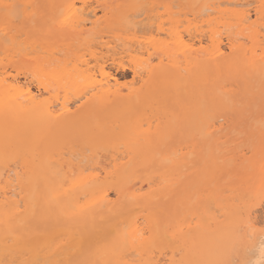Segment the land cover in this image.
Masks as SVG:
<instances>
[{"label":"rangeland","instance_id":"374dc122","mask_svg":"<svg viewBox=\"0 0 264 264\" xmlns=\"http://www.w3.org/2000/svg\"><path fill=\"white\" fill-rule=\"evenodd\" d=\"M90 1V8H95L98 6L100 7L97 9L95 8L97 11L95 19H93L94 17H91L93 20H99L98 23H96V27L93 24L87 26V28L89 27V31L86 30L87 34H85V37L89 36L91 33L92 34L87 37L86 40H83V36L80 37L74 35V27L67 25H64V36H62L58 29H56V26L58 27V22L57 24L54 22L55 18L59 20L61 16L65 14L68 5L76 3L77 6L80 7L82 5L80 0H30V5H33L34 7L30 10H27L29 13L27 12L28 14H26V16H28L29 19L25 29V38L23 40H16V42L14 40L13 42L16 44L15 46H12V44H14L13 42L11 45H6L7 47L12 46V48L14 47V49H18L14 52L16 53L19 51L17 52L18 57H15L17 54L12 55L14 54L13 50L12 52H8V48L5 47V41L3 39L0 40V53L3 55L2 56L0 54V57H2L0 69L7 70L8 72L12 71L11 73L14 74L19 72V76L21 78H23V74H25L27 71L29 74L34 73L32 67V64H34V58L36 56H44V54L48 56L47 53H44L45 49L39 45V42H45L46 40L50 39V41L52 40L53 42H56V48L54 50V54L56 52V55H54V58L56 57L55 59L59 58L64 60V63L67 64L70 62L68 67H73V63H75L78 58H82L83 56H85L87 59L90 58V54L95 51L96 57L99 55L102 56V58L98 56V59L91 61V65L94 67L105 65V69L114 74L121 86L124 88L125 92H128L129 87H140L143 83L138 82V84H136L134 82V66L140 62L141 57H144V59L149 58L147 57L148 54H146L147 45L144 43H136L134 40L139 39L144 42L147 38L149 39V37H152L157 40H166L167 42H170L171 40L166 32L162 33L159 29L161 26L160 23L164 22L165 24L163 23V27L166 28L167 32H169V28L173 26L172 19H175L178 21L177 24L180 27L179 29L183 31L190 26V22L185 21L193 22L195 14H200L201 8H203L204 5L207 3L222 2L224 0ZM257 3L258 0H255V2L248 7H235L234 5L222 3L223 5L220 4L219 8L228 10L235 8L253 9V7L255 8L254 5ZM259 4L260 2L258 5H256V7L259 6ZM102 7L104 9H102ZM107 7L109 9L111 8V10L107 9ZM2 9L3 8H0V27H3L5 20ZM138 12L140 15H137ZM32 13L35 14L34 18H31ZM219 15L220 13L207 12V14L199 16V20L207 19V17L212 18L213 20L211 21L210 25L207 23L203 24V27L202 29L200 27V30L207 31L211 29L212 26H215L214 24L216 23V18ZM251 15V21H256L257 15L254 14V11L251 12ZM129 21H131V23L136 21L139 25L136 22V25H134L135 23L131 24ZM251 21L249 23H251ZM199 24L201 23H197V25ZM194 25L195 23L191 24V27H194ZM229 28L230 29L228 33L232 32L231 35L233 39H237L236 41L238 43L245 41L246 43L244 42L245 44H242H244L246 47H251L255 42L251 37V30L249 31L248 28L240 30V26L237 25ZM193 29L191 32H195ZM245 30H248V32ZM206 34L205 35L208 36L209 32L207 31ZM225 35L226 34L224 33L223 36ZM233 35L238 37H234ZM98 36L100 37L97 38ZM187 36L188 33L185 36V39L189 40L190 37ZM206 36H204V38ZM26 40L30 42L37 40L38 42L35 44L38 47L35 44L27 42ZM206 42L208 41L205 39V42L202 44L205 48L209 47L210 44L209 42L206 44ZM26 43H28L27 45L30 47H27ZM105 43H109L108 46L115 45V48L113 49L115 54L112 51H107L105 48ZM256 45H258V54L260 53L259 47H264V41L261 40L260 43L257 42ZM136 46L137 48L135 49ZM169 47L171 49L170 54H166L162 50L154 51V49L151 48L150 52H154V54L150 56V59L152 60L150 61L149 59L147 61H142V63H138L137 66L141 64L140 67L143 71L144 80L148 78L147 71L151 69V67H156L162 64L165 66L166 72L163 76H156L154 84H147L145 88L140 91V97H136V99L133 100V103L130 102L122 104V101L117 100L112 104L105 106L95 105L91 107L87 104V106H83L76 113L73 120L64 123L63 126L59 127L58 125L54 124L48 128L44 127L39 132L37 140L38 150L42 157L43 155H52V158H50L51 163L50 160L48 162L49 164H52L50 165L52 166V172L54 169L56 173L59 171L57 169H60L61 165L55 161L61 160L62 164L65 165L59 171L61 173L63 172L64 168L67 169L68 172L70 171L69 173H71L72 167H76L75 169L77 170L78 168V170L76 171V174L74 173V178H77L80 172H82L84 175H89L91 173H96L98 171L97 169L100 168L102 170L101 174L103 173L100 175L101 181H107V179L111 180V177L112 180L111 182L109 180L106 183L102 182V184H99L96 189L97 192L107 189V192L110 196L111 205H102L103 208H98V211L92 214L93 218L90 217L87 219L88 216H86L85 223L82 224L83 226L76 221H64L61 218H58L59 216H57L55 212L50 213V216H53L52 218L48 216L49 214L47 216L44 214L42 216L38 215V218L33 221V224L30 222L29 224L25 225L27 228L25 231V237L29 235L31 236L29 238H25L26 246L27 244H30L32 246L30 247L29 245V247H33L34 250H36V247L38 248L39 245L37 244L42 239L43 235L40 236L41 233L45 234L44 237H48V235L50 236L51 234L50 237L43 238L44 240L46 239L45 241H47V243L50 241L48 244L46 243V247L48 248L45 247L47 250L45 259H38L39 263L36 261L35 264H40V261L41 264H48V262L51 264H53V262L55 264H78V262L86 264V262H89V260H91V262H98L100 260L98 264H102L103 258L108 261V264H115L114 261L115 259L117 260L118 257L121 258L120 260L122 264H129L130 260H135L136 264H145L147 261H152L153 264H155V257L160 256L162 252L164 253L163 255H166H161V258L158 257L157 261H163L170 258L168 259L169 261L185 260L186 262H190V264H204V262L207 261L219 260L228 257L229 250L235 236L233 228L240 222V217L236 212L237 201H241L246 196H256L257 189L261 187V184H264V66L261 65L262 67L260 66V68L258 66V68L257 65H248L246 70H244L241 68V65L233 66L226 62L220 63L219 61H205L209 55L206 54V52H199V55H197L199 65L198 63H196V65H192V70L188 73L185 69H183L186 66L185 57L178 51H175L176 49L173 44H170ZM196 47H198V44ZM21 48L24 49V51H21ZM39 48L41 50H39ZM99 48L101 49L99 50ZM133 48L136 51H134ZM62 50L64 53L61 52ZM26 52L29 54L25 55ZM58 52L60 53V56L57 55ZM176 54H179V56L182 57H178ZM5 56L7 57L6 60L4 58ZM247 56L250 57V53H248ZM175 57L179 61V65L181 67L178 69L181 72L177 71L175 69L177 67H174L171 64L172 60H176L174 59ZM145 63H147V65H145ZM34 77L37 76H33L32 78ZM185 80H187V82ZM33 82V85L36 86L37 81L35 82V80H33ZM183 88L186 92L183 91ZM54 89L55 90L53 91L55 92L53 93L55 94L57 88L55 87ZM83 91L86 93V88ZM83 91L76 94V92L72 90L71 93L68 94L69 99H71L72 102L76 101L78 97L85 94ZM60 94L62 96L65 95V90L64 92L60 91ZM76 95L80 96L77 97ZM89 95L90 93L87 96ZM79 99L76 101L78 102L76 103L78 106L86 100L83 98L81 101H79ZM154 104H156L155 107ZM146 105H148V107ZM215 121L216 123H214ZM217 121L219 122L217 123ZM149 122H151L150 124L154 123L152 124V131L154 132L152 135L148 136L149 139L146 140L144 136H141L139 144L129 146L127 148L128 144L125 141H131V139L136 134L135 131L137 126L140 125V130H145L148 128ZM157 124H160L159 129L155 131V126ZM208 124L210 125L208 126ZM213 124H220V128L217 130L210 128V126ZM248 124L249 126H247ZM99 125L102 127H99ZM168 126H170V131L167 132L166 128ZM206 128L209 130L208 132L206 131L207 133L205 132V130H207ZM123 138H125V140ZM112 142H122L123 144L115 143L113 144V147L109 146L112 144ZM114 145L119 147L116 148ZM94 147H96V150ZM97 149L100 152L97 151ZM103 149L105 152L102 151ZM92 151L95 152L92 153ZM96 151L98 154L100 153L99 158L101 160L98 158ZM122 151H125L126 153H122ZM64 152H66V154ZM77 152H79L82 158L77 157L79 156ZM172 152H175L176 154L173 153L172 155ZM67 153H69V155ZM101 153H103L104 156H102ZM105 154L107 156L109 155L108 160L105 158ZM123 154L126 155L124 156ZM176 155H178V157H176ZM166 156H170V159L168 157L165 158ZM66 157L70 159L68 160ZM114 157H118V159L121 157L123 158H121L122 160L119 159L117 161V166H114V162H112V158ZM73 158H76V160L79 159L82 161V164L79 162V160L76 161ZM172 158L173 160H177L179 164L174 165L175 163L172 162ZM93 160H96V163ZM97 160L98 162L100 161V165L97 163ZM105 160H107V162ZM71 161H73L74 164H72ZM104 162H106V164ZM54 163L58 165L57 168ZM69 163L74 166H69ZM103 163L105 164V167L107 164L109 165L106 168V171L113 172V174L110 175V177L108 176V178L105 177V172L103 171L105 167H103ZM122 163H125L126 165L120 167V170L117 169L118 172L115 171V168L121 166ZM97 165L100 167L98 168ZM50 166L48 165L49 169H51ZM89 168H91L92 171L89 170ZM75 169L73 168V171ZM100 169L98 171L99 173ZM67 170L65 171L66 173H68ZM83 170H87L86 173ZM94 170H96V172ZM55 172H53V174H55ZM62 174L60 175L59 173L60 176H62ZM59 175H52V177L53 179H58L60 177ZM166 178H175L173 182H178L174 185V191L167 189L169 182L166 180ZM260 179H262V181L259 184ZM25 181L23 184L25 183L26 186H23L26 192L22 190L23 195L29 194L27 193L28 181ZM136 182L138 183L136 184ZM147 182H150V187H152L148 188L144 186V192H150L152 189L155 191L154 194L156 192H161L164 194V196L160 198L156 197L147 201L143 199H137L134 201L133 199L127 197V195H124L119 199L115 194L116 191L122 188H129L128 192L134 191L141 184H146ZM91 184L93 185V183ZM91 184L89 186H91ZM89 186L87 187L90 188ZM146 186H148V183ZM153 196H156V194ZM81 199V201L84 202L88 198L84 200L83 198ZM191 199L193 201H191ZM81 201L80 203H82ZM249 203L255 204V207L253 208L254 210H252L253 213L251 212V216L253 217L252 219L254 220L255 218L254 221L256 222L264 221V207H260L259 200L256 199L255 201H249ZM114 204L116 205L114 206ZM111 206H113L112 209H110ZM212 207L214 208L212 209ZM217 208H220L222 211L228 209L224 212V218L221 219L217 217ZM193 213L195 214V219L193 220L200 219L202 223V232L197 233V237L198 240L202 241L204 244L203 248L201 247L203 250L201 255L203 254L204 257H185V251L181 250V248L177 246L180 243L175 240V236L178 235L177 230L180 228V226L193 221ZM99 215L102 217V219H100L101 217ZM231 215L234 217H231ZM256 218L258 220H256ZM135 220H139L138 223L144 228L143 232L141 231L143 234L140 235L139 233L138 237L140 236L141 238H147L149 235L151 237L153 236V240L151 239L149 246L144 250L143 254L137 251L136 248H134V250L133 248L124 246L119 239L120 234H123L121 226L123 229L125 228L124 232L127 233L131 228L133 221ZM124 224H126V226ZM61 226L65 230H62ZM56 227L58 231L52 232V230H56ZM50 230L51 232H49ZM68 230H70V232L72 231L73 233H71L73 235L74 233H77V235H74L76 237L73 236V238L76 240H81L79 247L71 244L72 240L69 238ZM32 231H34L35 235H33ZM37 233L39 237L36 236ZM55 233H58L59 235ZM61 234H63L64 237L60 236ZM52 235L57 236L53 237ZM102 241H106V245L105 243L104 245L99 243ZM94 243L97 245L99 244L98 247ZM120 245H122V248ZM63 246H65V248ZM71 246L75 248H72ZM45 248L43 247V249ZM58 248L63 256L60 255L61 253L59 252ZM62 248L64 250H61ZM152 248L154 249L153 251ZM100 249L106 250L104 252L105 255L103 253L100 258V255L98 254L93 260L92 257L96 254V252L92 256L89 254H92L95 250ZM122 249L127 250L122 251ZM54 250L57 252L54 253ZM204 250L207 251L205 252ZM66 251L67 253H65ZM177 251L179 254H174ZM133 252L138 253V256H136L137 254H133ZM125 253H128V255L124 256L123 258L122 254L124 255ZM55 254L57 257L58 255L59 257L61 256L60 258L58 257L59 259L56 261L52 260L51 258L53 257L54 259V257H56ZM29 255V253L24 255V257L26 256L24 261L31 262V257H29ZM47 256H49V258ZM63 258H66L67 260L65 261ZM106 261H104V263Z\"/></svg>","mask_w":264,"mask_h":264},{"label":"bare ground","instance_id":"6f19581e","mask_svg":"<svg viewBox=\"0 0 264 264\" xmlns=\"http://www.w3.org/2000/svg\"><path fill=\"white\" fill-rule=\"evenodd\" d=\"M17 1H20V2H17ZM80 2L82 3V5L80 7L77 6L76 3L68 5L65 14H63L59 20L56 18L54 19V22L56 24L58 22V27L56 26V29H58V31L61 33L62 36H64V25H67V26L75 28L74 35L80 36V37L83 36L82 37L83 40H86V38L92 34V33L91 34L88 33L90 35L85 37V34H87L86 30H88V28H89V27L87 28V26L88 25L90 26L91 24H93L95 27L97 26L96 23H98L99 19H97V18H96L97 20H93V19H95V16L97 15L96 9L99 6L98 7L94 6L96 9L90 8V6H89V2H91L90 0H80ZM254 2H255V0H251V1L224 0L222 2L207 3L206 5L203 6V8H201L200 14H198V15L195 14L194 21L193 20H192L193 22L190 21L189 28H187L183 31L179 29L180 27L177 24L178 21L175 19H172L173 26L171 28H169V32H167L166 28L163 27L164 22L161 21L162 23H160L161 26L159 27V29L161 30L162 33L166 32V34L168 35V37L170 38L171 41L167 42L166 40L165 41L164 40H157V39L152 38V37H149V39L147 38L146 41H144V42H142L139 39L134 40V42H136V43H140V44L144 43L145 45H147L146 54H148L147 57H149V58L144 59V57H141L140 62H138V63H142V61H147L150 59V56H152V54H154V52H150L151 48L154 49V51L162 50L166 54H170L171 49H170L169 45L173 44L175 46V49H176L175 51H178L180 54H182L185 57L186 66L183 69H185L188 73L192 70V65H196V63H198V65H199L198 56H197V55H199L198 54L199 52H202V53L206 52V54L209 55V57L206 58L205 61L211 60V61H219L220 63L226 62V63H229L233 66L234 65H241V68L244 70H246L248 65H252V66L257 65V67L258 66L260 67L261 65L264 66V47H259L260 53L257 54V52H258L257 46L258 45H256L257 42L260 43L261 40L264 41V32H261L258 27L252 29L248 25H245L243 23H239V20H240L241 16L243 15V13L246 9H250L251 12L254 11V14H256L257 7H261V12H262V14H264V7H262V4H264V0H260V1L258 0V3L260 2L259 6L256 7V5H258V3H257L256 5H254L255 8L253 7V9L252 8H246V9L235 8L232 10H228V9H220L219 8L220 4H222V3H227V5L228 4L234 5L235 7H244V6L248 7L251 4H253ZM13 3H16V4L21 3V4H29L30 5V0H0V8H3V5H10ZM172 6H174V5H172ZM105 7H106V5H105ZM52 8H53V5H52ZM102 9H104V8L102 7ZM102 9H100V10H102ZM107 9H109V8L107 7ZM109 10H111V8ZM27 12H26V14L29 13V12L28 13ZM207 12L220 13V15L218 17L216 16L217 18L215 21L216 23L214 24L215 26H212L211 29L207 30L209 32L208 36H206L207 31L206 30L205 31L200 30V27L202 29V27H203L202 25L205 23L210 25L211 21H213L212 18L207 17V19H201V20L198 19L199 16H202L204 13H207ZM135 14H136V12H135ZM172 14H174V13H172ZM119 15H121V14H119ZM137 15H140L139 12ZM137 15H135V16H137ZM209 16H210V13H209ZM91 17H94V18L92 19ZM148 17H149V14H148ZM120 19H121V17H120ZM129 22L131 23V21H129ZM135 22H133L131 24H134ZM116 23H119V22H116ZM136 23L134 25H136ZM193 23H195V25H194V27L193 26L192 27L195 29H193L191 27V24H193ZM197 23H201V24L197 25ZM249 24H251V23H249ZM112 25H113V23H112ZM234 25L240 26V30H243L245 28H248L249 31L251 30V37L255 41L251 47H246L244 45L246 43L245 41H244L245 43L242 42L244 44L238 43L236 41L237 39H233V37L231 35L232 32L228 33L229 29H230L229 27L232 28V26H234ZM95 27H93V28H95ZM138 27H140V26H138ZM192 29L195 32H191ZM160 30H158V31H160ZM91 31H93V30H91ZM245 31L248 32V30H245ZM187 33H188V36L190 37L189 40L185 39L186 38L185 36L187 35ZM224 33L226 34L225 36H223ZM204 36H206L207 38L206 37L204 38ZM233 36L235 37L236 35H233ZM99 37L100 36H98L97 38H99ZM236 37H238V36H236ZM260 38H262V39H260ZM205 39H206V41H208L210 43L209 47H207V48L203 47V45H202L205 42ZM0 40H2V38H0ZM26 41L30 42L28 40H26ZM90 41H92V40H90ZM224 41H226V42H224ZM15 42H16V40H15ZM36 42H38V41L35 40V41L30 42V43L35 44ZM74 42H76V41H74ZM208 42H206V44H208ZM248 42H250V41H248ZM99 43H101V42H99ZM109 43H105V45H106L105 48L107 49V51L109 50V51H112L114 53L113 49L115 48L114 47L115 45L114 46H111V45L108 46ZM27 44L28 43H26V46L30 47ZM55 44H56V42H53L52 40L50 41V39L46 40L45 42H41V41L39 42V45L43 49H45L44 53H47L48 56L44 54V56H36L34 58V62H33L34 64H32L34 73L30 72L31 74H29V73H27L28 71L25 72V74L21 73L24 75L23 78H21L19 76L20 75L19 72L14 74V73H11L12 71L8 72L7 70H1L0 69V262H2V264H10L11 261H16L17 264H20V262L25 260L26 256L24 257V255L25 254L27 255V253L30 254L29 257H31V262L32 261L33 262L38 261V263H39V260L45 259V255L47 252L46 248H48V247H46V243H47V241H45L46 239L44 240L43 238H48L51 236V234H50V236L47 234L48 237L47 236L44 237L45 234L41 233L40 236H42V235L43 236H42V239L39 241V243L38 244L36 243L37 245H39L38 248L36 247V250H34L33 247L30 248L32 245L27 244V246H26V243H25V238L31 237L30 235L25 237V231L27 229L25 227V225L29 224L30 222H32V224H33V221L38 218V215L42 216L44 214L47 216L49 214L48 216H50V213L55 212L56 215L59 216L58 218H61L64 221H76L77 223L82 225L85 223L86 216H88L87 219H89L90 217L93 218L92 214L95 213L96 211H98L97 209L102 207V205H104V206L111 205V200H110L109 193L107 192V189L106 190L103 189L100 192H97V190H96L97 187L99 186V184H102V182L106 183L109 180V179H107V181L104 180L105 182L103 180L101 181L100 175H102L103 173L101 174L102 170L99 168L100 166L97 165L98 168L100 169V173L98 172L99 169H97L98 170L97 172H96V170H94L96 173H91L89 175H84L82 172H80L79 176H77V178H74V173L76 174V171L78 170V168L76 170L75 169L76 167H72L71 173H69L70 171L68 172V170L64 168L65 171L67 170L68 173H66L63 169L62 173H64V172L65 173L62 174L59 171L65 165L62 164L61 160H58L55 162L59 163V165H61V167H60V169L59 168L57 169V170H59V171H57V173L55 172V169L53 168L54 169L53 172H55V174H53L52 168H51L52 166H50L52 164L48 163L50 158H52L51 157L52 155H48V156L43 155V157H42L41 153L38 150L37 140H38L39 132L44 127L48 128L54 124L58 125L59 127L63 126L64 123L73 120L75 118L76 113L83 106H85V105L87 106V104L91 107H93L95 105L105 106V105L112 104L114 101H117V100L122 101V104L130 103V102L133 103V100L136 99V97H138L140 95V91L143 88H145V86L147 84L148 85L154 84L155 83V77L158 75L163 76L164 73L166 72V70H165L166 68L162 64L159 66H156V67H151V69H149L147 71V77L148 78L146 80H144L143 79V76H144L143 71L140 67L141 64H139V66H137L138 63L137 64L135 63L136 66H134V68H133L134 82L136 84H138V82H143V83L141 84L140 87H135V86L129 87L128 92H125L124 88L121 86L117 77L114 74H112L111 72L107 71L105 69V65L100 66V67H94L93 65H91L92 64L91 61L98 59L97 57L99 56L98 55L96 57L95 51L90 54L91 57L88 59L85 58V56L82 57V55L80 54L82 58H78V60L76 59L77 61L75 63H73L74 64L73 67H68V64L70 62L67 64V63H64V60H61L59 58L55 59L56 57L54 58V55H56V52L54 54V50L56 48ZM197 44H198V47H196ZM6 45L7 44H5V47L8 48V52L9 51L12 52V50H13V53H14L15 50H18V49H14V47L12 48L13 45L14 46L16 45L15 43L9 47H7ZM80 45H81V43H80ZM92 45H93V43H92ZM88 46H90V45H88ZM10 47H11V50H10ZM17 47H18V43H17ZM75 47L78 48L77 46H75ZM98 47H99V45H98ZM22 48H23V46H22ZM22 48H21V51H24V49H22ZM136 48H137V46L135 47V49ZM100 49L101 48H99V50ZM135 49H134V51H136ZM19 50H20V48H19ZM39 50H41V49L39 48ZM17 52H19V51H17ZM17 52L12 54V55L17 54L15 57H18ZM27 52L25 55L29 54ZM41 52H43V51H41ZM61 52L64 53L63 50ZM112 52H110V53H112ZM79 53H80V51H79ZM156 53H158V52H156ZM248 53H250V57L247 56ZM0 54L2 55V53H0ZM59 54L60 53L58 52L57 55L60 56ZM83 54H84V52H83ZM4 55H5V53H4ZM9 55H10V53H9ZM177 56L182 57V56H179V54ZM7 57H8V55H7ZM7 57L6 56L4 57L5 60ZM99 57L102 58V56H99ZM1 58L2 57H0V62H1ZM61 58H62V56H61ZM174 59H176V57ZM151 60L152 59H150V61ZM153 60H154V58H153ZM162 60H164V59H162ZM94 62H96V61H94ZM171 64H172V66L177 67V68H175L177 71H180L179 69L181 66L179 65V61L177 59L172 60ZM145 65H147V63H145ZM235 67H238V66H235ZM231 68H233V67H231ZM238 68H240V67H238ZM251 68H253V67H251ZM22 72H23V70H22ZM32 74H33V76H37V77L32 78L33 77ZM145 74H146V72H145ZM33 80H35V82L37 81L36 86L33 85V83H34ZM185 81L187 82V80H185ZM55 87L57 89H56V93L54 94L53 92H55V91H53V90H55L54 89ZM85 88H86L87 94L83 91ZM64 90H65V95L62 96L60 94V91L64 92ZM72 90L75 91L76 94L83 91L85 94H83V96L76 95L77 97L80 96V97H78V98L76 97V98L77 99L80 98L79 101H81L83 98H85L86 99L85 102H83L79 106L76 104V103H78V102H76L77 99H76V101L72 102L68 96V94L71 93ZM88 90H89V92H88ZM183 91L186 92L184 88H183ZM89 93H90V95L87 96ZM155 105L156 104H154V107H155ZM146 106L148 107V105H146ZM139 119H137V120H139ZM151 122H153V121H151ZM151 122H149L148 128L145 130H140V125L137 126V129L135 131L136 134L131 139V141H125L128 144V146L126 145L127 148L129 146L139 144V140H140L141 136H144L146 138V140L149 139L148 136L152 135V133L154 132V131H152V128H153L152 124H154V123L150 124ZM218 122L219 121H217V123ZM214 123H216V121ZM144 124H146V123H144ZM159 125L160 124H157L155 126V131H157L159 129ZM209 125L210 124H208V126ZM96 126H98V125H96ZM211 126H210V128H213L214 130H217L220 128V124L219 125L213 124ZM247 126H249V124ZM99 127H102V126L99 125ZM169 127L170 126H168L166 128L167 132L170 131ZM206 131L208 132L209 130L207 129V130H205V132ZM208 134H210V133H208ZM238 134H240V133H238ZM242 134H243V132H242ZM128 137H129V135H128ZM123 139L125 140V138H123ZM115 143H118V142H115ZM115 143L112 142V144H110L109 146L113 147V144H115ZM120 143L123 144L122 142H120ZM120 143H118V144H120ZM91 144H93V143H91ZM114 146L116 148L119 147V146L117 147V145H114ZM101 148H100V150H101ZM94 149L96 150V147H94ZM97 151H99V150L97 149ZM102 151H104V149ZM70 152H72V151H70ZM93 152H95V151H92V153ZM124 152L122 151V153H124ZM64 153L66 154V152H64ZM77 153L79 156H77V155H75V156L81 157L79 152H77ZM103 153H101L102 156H104ZM173 153L176 154L175 152H172V155H173ZM67 154L69 155V153H67ZM97 154H98V152H97ZM177 154H178V152H177ZM123 155L125 156L126 154H123ZM179 155H180V152H179ZM53 156H54V154H53ZM108 156L106 155V157H105V158H107V160H108ZM99 157H100V153L98 154V158ZM167 157L169 158L170 156H166L165 158H167ZM176 157H178V155H176ZM66 158L68 159V157H66ZM121 158H119V159H121ZM73 159L76 160V158H73ZM112 159H113L112 162H114V166H117L118 165L117 161L119 160L118 157H116V158L114 157ZM19 160H21V161H19ZM78 160H76V161H78ZM107 160H105V161L107 162ZM85 161H86V159H85ZM52 162H54V161H52ZM79 162H81V164H82V161L79 160ZM106 162H104V163L106 164ZM172 162L175 163L174 165L179 164L178 161L173 160V158H172ZM50 163H51V160H50ZM71 163L74 164L73 161H71ZM97 163L100 165V161L98 162V160H97ZM72 164L69 163V166H74ZM88 164H89V162H88ZM105 164L103 167H105ZM48 165L50 166L51 169L48 168ZM124 165H126V164L122 163L121 166L115 168V171H117V169H119L120 167H123ZM57 166L58 165H56V168H57ZM108 166L109 165L107 164L105 169H103V167H102L103 171L105 172V177H107V178H108V176L110 177V175L113 174V172L106 171V168ZM85 167H86V164H85ZM92 167H94V166H92ZM73 168L75 169L74 171H73ZM91 168H89V170H91ZM187 168H185V169H187ZM83 171H85V173H86L87 170H83ZM115 171H114V173H115ZM259 172H260V170H259ZM261 172H262V169H261ZM59 173H60V175L62 174V176H60ZM57 174L60 176L59 177L60 179L59 178L53 179L52 175H57ZM24 179L28 181L27 182L28 183V187H27L28 192L27 193H29V194L23 195V191L26 192L24 189V186H23V185L26 186L25 183L23 184V182L25 181ZM111 180H112V177H111ZM111 180H109V181L111 182ZM166 180L169 182V183L167 182L168 183L167 189L174 191V189H175L174 185L177 184L178 182H173L175 180V178H170V179L166 178ZM263 180H264V178H263ZM261 181H262V179H260L259 184L261 183ZM138 182H136V184ZM91 183H93V185ZM147 183H148V186H146ZM147 183L141 184L138 188H136L134 191H131V192L130 191L128 192L129 188L128 189L122 188V189L116 191L115 194L118 196L119 199L122 198L124 195H127V197L133 199L134 201H136L137 199L138 200L143 199V200L147 201V200H151V199L156 198V197L160 198V197L164 196V194H162L161 192H156L155 193L156 196H153V195H155L154 194L155 191L152 189L150 190V192H148V191L144 192L143 191L145 189L144 186L148 187V188L150 187V184H149L150 182H147ZM90 184H91V186H89ZM87 186H89L90 188H88ZM260 188L261 187H259V189H257L256 193L259 192ZM157 191H159V190H157ZM226 192H227V190H226ZM206 197H208V196H206ZM81 198H83V200L86 198H88V199L86 201L82 202ZM80 201L82 203H80ZM191 201H193V200L191 199ZM115 205L116 204H114V206ZM112 207L113 206H111L110 209H112ZM213 208L214 207H212V209ZM256 211H254V212H256ZM193 215H194V218H192V220L195 219V214L193 213ZM256 216H257V214H256ZM52 217L50 216V218H52ZM231 217H234V216L231 215ZM100 219H102V217ZM254 220H255V218H254ZM256 220H258V219L256 218ZM138 222H139V220L133 221L131 228L129 229V231L127 233L124 232L125 228L123 229V227L121 226V228L123 230V234L122 233L120 234L119 239H120L121 243H123L124 246H127L128 248H133V249L136 248L137 251H139L143 254L144 250L149 246L153 236L151 237L149 235L150 237L147 236V238L146 237L141 238L140 236L138 237L139 233H140V235H142L143 234L142 232L144 230V228L141 227V224H139ZM144 222H145V219H144ZM180 222H182V221H180ZM140 223H142V222H140ZM124 225L126 226V224H124ZM146 225H147V223H146ZM180 228H182L183 231L178 232V230H177L178 235L175 236V240L180 243L177 246L180 247L181 250L185 251L184 256L188 257V258H189V256H192L195 258L199 257V256L204 257L203 254L201 255V253L203 252L202 248H203L204 244L202 241H199L198 237H197L198 236L197 233L202 232L201 220L198 219V220L190 221L188 223L181 225ZM55 229L56 230H52V232L58 231L57 227ZM61 229L65 230L62 226H61ZM145 231H144V234H145ZM32 232H33V235H35L34 231H32ZM35 232H38V231H35ZM49 232H51V230ZM66 232H67V230H66ZM69 232H70V230H68V235H69V238L72 240V242L70 241L71 244L79 247L81 240H76L73 238V236L77 235V233L76 234L74 233V235H73L72 231H71L72 233L70 232L71 234ZM38 233H40V232H38ZM38 233L36 236H38ZM55 234L59 235L58 233H55ZM146 234H147V232H146ZM57 235H55V236L52 235V236L56 237ZM173 235H175V234H173ZM60 236H63V234H61ZM66 236H67V234H66ZM74 237H76V236H74ZM142 237H144V236H142ZM79 238H81V237H79ZM59 240H60V238H59ZM49 242L50 241H48V243ZM93 242H95V241H93ZM67 243H69V242H67ZM99 243H102L103 245L105 243V245H106V241H102ZM94 244L97 245L96 243H94ZM29 245H30V247H29ZM98 245H97V247H98ZM34 246H36V245H34ZM120 246L122 248V245H120ZM27 247H29V248H27ZM43 247L44 248L46 247V248L43 249ZM63 247L65 248V246H63ZM206 247H207V245H206ZM210 247H209V249H210ZM72 248H75V247H72ZM72 248H69V249L74 250ZM38 249L39 250L42 249V250L39 251ZM50 249H51V247H50ZM58 250H59V248H58ZM61 250H64V249L62 248ZM123 250L124 249H122V251ZM126 250H124V251H126ZM153 250L154 249L152 248V251ZM177 250H179V249H177ZM105 251H106L105 249L104 250L103 249L95 250L94 253L89 254V255L92 256L96 252V254L92 257V259L94 260V258L98 254L100 255V258H101V255H103V253ZM130 251H132V250H130ZM166 251H167V248H166ZM19 252H20V254H19ZM53 252L55 253L57 251L54 250ZM59 252H60V250H59ZM111 252H113V251H111ZM23 253H25V254H23ZM65 253H67V251ZM128 253H129V251H128ZM128 253H125L126 255L122 254V257L124 258V256L128 255ZM177 253H178V251L174 254H177ZM50 254H52V253H50ZM50 254H48V255H50ZM133 254H135V255L137 254L136 256H138V253L133 252ZM60 255H62V253ZM104 255H105V253H104ZM161 255L158 257L161 258ZM165 255H163V256H165ZM65 256H66V254H65ZM119 256H121V255H119ZM129 256H132V255H129ZM47 257L49 258V256H47ZM58 257H59V255H58ZM58 257L56 255V257H54V259H53V257H51V258H52V260L56 261L61 256L59 258ZM158 257H155L156 258L155 261H157ZM210 257H211V255H210ZM48 258H47V260H48ZM63 259H65V261L67 260L66 258H63ZM89 259H91V258H89ZM120 259L121 258L118 257L117 260L115 259L114 263L115 264H122ZM129 259H131V258H129ZM168 259H170V258H168ZM137 260H139V259H137ZM104 261H106V260L103 258L102 264L104 263ZM144 261H145V257H144ZM28 262H30V261H28ZM90 262H91V260H89V264H90ZM40 264H41V261H40ZM48 264H51V263L48 262ZM53 264H55V263L53 262ZM78 264H82V262H78ZM104 264H108V261H106Z\"/></svg>","mask_w":264,"mask_h":264},{"label":"snow or ice","instance_id":"6c2138e0","mask_svg":"<svg viewBox=\"0 0 264 264\" xmlns=\"http://www.w3.org/2000/svg\"><path fill=\"white\" fill-rule=\"evenodd\" d=\"M34 6L29 4H10L3 5L5 16L4 25L0 27V38L6 44H11L14 40H23L25 38V29L29 17L26 16L27 10ZM264 7V4H262ZM207 14V13H204ZM34 13L32 17L34 18ZM257 20L251 21V10L246 9L241 16L239 23L248 25L250 28H259L264 32V14L261 12V7H257ZM251 21V24L249 22ZM190 22V21H185ZM259 200L260 207H264V184L256 196L244 197L241 201H237L236 212L240 217V222L233 228L235 234L229 255L227 258L204 262V264H264V221L256 222L252 219L251 212L255 207L254 203L249 201ZM227 210L216 209V215L219 218H224V212ZM178 231H183L179 228ZM163 255V253H162ZM2 264V262H0ZM10 264H17L16 261H11ZM20 264H35V262L22 261ZM89 264V262H86ZM90 264H98V262H90ZM129 264H136L132 260ZM145 264H153L152 261H147ZM155 264H190L186 261L163 260L156 261Z\"/></svg>","mask_w":264,"mask_h":264}]
</instances>
